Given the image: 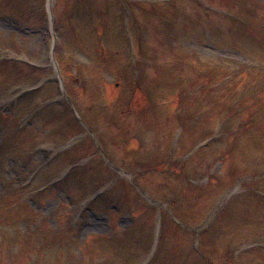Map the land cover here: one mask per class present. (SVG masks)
Returning a JSON list of instances; mask_svg holds the SVG:
<instances>
[{
    "label": "rangeland",
    "instance_id": "obj_1",
    "mask_svg": "<svg viewBox=\"0 0 264 264\" xmlns=\"http://www.w3.org/2000/svg\"><path fill=\"white\" fill-rule=\"evenodd\" d=\"M0 264H264V0H0Z\"/></svg>",
    "mask_w": 264,
    "mask_h": 264
}]
</instances>
